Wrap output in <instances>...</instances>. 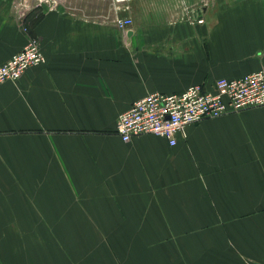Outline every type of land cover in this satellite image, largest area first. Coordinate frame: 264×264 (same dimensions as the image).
Listing matches in <instances>:
<instances>
[{
  "label": "crops",
  "instance_id": "crops-1",
  "mask_svg": "<svg viewBox=\"0 0 264 264\" xmlns=\"http://www.w3.org/2000/svg\"><path fill=\"white\" fill-rule=\"evenodd\" d=\"M25 1L0 0V65L32 37L46 62L0 85V264H264V106L174 147L116 131L264 69V0Z\"/></svg>",
  "mask_w": 264,
  "mask_h": 264
},
{
  "label": "built area",
  "instance_id": "built-area-1",
  "mask_svg": "<svg viewBox=\"0 0 264 264\" xmlns=\"http://www.w3.org/2000/svg\"><path fill=\"white\" fill-rule=\"evenodd\" d=\"M115 22L123 32L133 25L128 17H118ZM45 62L40 40L30 38L20 52L0 65V85L17 82L27 70ZM263 106L264 69H261L240 78H219L213 89L192 85L177 94H148L119 115L116 131L125 142L133 137L153 135L174 147L179 135L186 136L190 125Z\"/></svg>",
  "mask_w": 264,
  "mask_h": 264
},
{
  "label": "rangeland",
  "instance_id": "rangeland-1",
  "mask_svg": "<svg viewBox=\"0 0 264 264\" xmlns=\"http://www.w3.org/2000/svg\"><path fill=\"white\" fill-rule=\"evenodd\" d=\"M26 1H25V3L30 5V6L31 5L40 6V5H42L43 2H46L48 0H26ZM54 1H59V0H54Z\"/></svg>",
  "mask_w": 264,
  "mask_h": 264
},
{
  "label": "bare ground",
  "instance_id": "bare-ground-1",
  "mask_svg": "<svg viewBox=\"0 0 264 264\" xmlns=\"http://www.w3.org/2000/svg\"><path fill=\"white\" fill-rule=\"evenodd\" d=\"M3 64V63H2Z\"/></svg>",
  "mask_w": 264,
  "mask_h": 264
}]
</instances>
